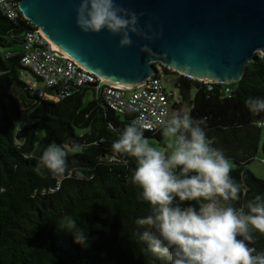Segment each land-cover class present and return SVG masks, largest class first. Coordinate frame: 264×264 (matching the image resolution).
<instances>
[{
    "label": "trees",
    "instance_id": "trees-1",
    "mask_svg": "<svg viewBox=\"0 0 264 264\" xmlns=\"http://www.w3.org/2000/svg\"><path fill=\"white\" fill-rule=\"evenodd\" d=\"M34 29L0 12V264H170L140 239L151 229L137 220L150 214V206L137 199L141 189L130 182L135 157L112 149L133 113H116L92 86L59 101L48 97L56 95L53 89L45 98L32 90L22 58L24 36ZM162 68L175 77L191 117L206 120L201 127L212 147L235 163L230 176L240 192L231 206L264 195V180L248 168L260 152L263 129L253 121H264V113L254 114L245 104L249 97L264 99V57L248 63L243 78L232 84L205 83ZM88 91L93 99L86 102ZM144 136L162 140L163 128L144 130ZM52 144L69 153L64 175L36 171L39 156ZM74 145L80 146L75 153ZM262 152L264 157V144ZM65 216L89 236L84 246L58 227ZM250 233L248 246L264 253V234Z\"/></svg>",
    "mask_w": 264,
    "mask_h": 264
},
{
    "label": "clouds",
    "instance_id": "clouds-1",
    "mask_svg": "<svg viewBox=\"0 0 264 264\" xmlns=\"http://www.w3.org/2000/svg\"><path fill=\"white\" fill-rule=\"evenodd\" d=\"M139 15L117 0H80L76 24L83 33L119 35L118 47L124 48L132 45V34L142 35ZM145 50L147 45L141 47ZM245 104L254 114L264 113V99L249 97ZM143 120V116L133 119L112 149L136 159L130 182L141 189L137 199L150 206V214L137 220L151 229L140 234L147 250L170 264H264V253L246 243L254 239L250 229L264 234V195H255L239 208L231 206L239 199L240 187L230 176L231 162L212 147L201 127L206 120L178 111L163 127L164 151L149 144ZM253 123L264 128V121ZM79 147L74 145L73 153ZM68 155L62 146L49 145L39 156L36 171L64 175ZM193 201L198 206L186 204ZM57 224L73 236L74 243L84 246L89 240L70 216Z\"/></svg>",
    "mask_w": 264,
    "mask_h": 264
},
{
    "label": "water",
    "instance_id": "water-1",
    "mask_svg": "<svg viewBox=\"0 0 264 264\" xmlns=\"http://www.w3.org/2000/svg\"><path fill=\"white\" fill-rule=\"evenodd\" d=\"M79 2L21 0L20 8L58 50L118 85L144 84L156 64L205 83H237L264 52V0H117L140 14L142 35L124 48L119 35L78 28Z\"/></svg>",
    "mask_w": 264,
    "mask_h": 264
},
{
    "label": "built area",
    "instance_id": "built-area-1",
    "mask_svg": "<svg viewBox=\"0 0 264 264\" xmlns=\"http://www.w3.org/2000/svg\"><path fill=\"white\" fill-rule=\"evenodd\" d=\"M20 2L0 0V12L12 22L24 19L34 25L23 15ZM39 30L35 26L25 34L22 63L31 74L26 79L27 84L41 97L45 98L46 91L53 89L58 98L66 99L79 87L92 86L95 95L116 113L122 115L134 108L133 119L143 116L144 130L149 132L162 129L172 110L185 106L183 98L177 92L167 90L157 75L146 79L144 84L115 85L58 50Z\"/></svg>",
    "mask_w": 264,
    "mask_h": 264
},
{
    "label": "rangeland",
    "instance_id": "rangeland-1",
    "mask_svg": "<svg viewBox=\"0 0 264 264\" xmlns=\"http://www.w3.org/2000/svg\"><path fill=\"white\" fill-rule=\"evenodd\" d=\"M0 51L2 52V50L0 49ZM258 56L260 57H264V52H258L257 53ZM159 67V74L161 75L162 78V82L165 86V88L169 91H174L177 92V89L175 87V77L173 75L167 74L165 73V71L163 70V68L161 66ZM170 70V69H169ZM128 95H130V92L128 93ZM48 97L54 101H59V98L56 95H52V94H48ZM93 99V92L92 91H88L87 92V96L85 98L86 102H89ZM188 111V106H183L181 107L179 110H172L171 112V116L169 119L172 118V116L174 114H176L178 111ZM40 136L42 135L41 132L38 133ZM149 144L152 147L157 148L158 150L164 151L166 149V143L167 140L166 138L163 136L162 140H158L157 138H151L148 139ZM264 144V128L262 129V134H261V143H260V152L258 154V156L256 157V159L253 160V162L248 166V168L260 179L264 180V157H263V152H262V146ZM231 162V170H233L235 168V163L233 161Z\"/></svg>",
    "mask_w": 264,
    "mask_h": 264
},
{
    "label": "bare ground",
    "instance_id": "bare-ground-1",
    "mask_svg": "<svg viewBox=\"0 0 264 264\" xmlns=\"http://www.w3.org/2000/svg\"><path fill=\"white\" fill-rule=\"evenodd\" d=\"M65 54V53H64ZM67 55V54H66ZM110 83H112V82H110ZM113 84H115V83H113ZM115 85H118V84H115ZM118 86H121V87H127V86H123V85H118ZM130 86H133V85H130Z\"/></svg>",
    "mask_w": 264,
    "mask_h": 264
}]
</instances>
